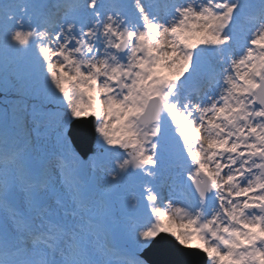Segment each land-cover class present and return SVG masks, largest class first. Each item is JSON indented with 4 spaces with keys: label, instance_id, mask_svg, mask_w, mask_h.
<instances>
[{
    "label": "snow or ice",
    "instance_id": "snow-or-ice-1",
    "mask_svg": "<svg viewBox=\"0 0 264 264\" xmlns=\"http://www.w3.org/2000/svg\"><path fill=\"white\" fill-rule=\"evenodd\" d=\"M0 93V264H264V0H0Z\"/></svg>",
    "mask_w": 264,
    "mask_h": 264
},
{
    "label": "bare ground",
    "instance_id": "bare-ground-1",
    "mask_svg": "<svg viewBox=\"0 0 264 264\" xmlns=\"http://www.w3.org/2000/svg\"><path fill=\"white\" fill-rule=\"evenodd\" d=\"M33 147L40 152L39 148H41L43 152H46L48 154V159L51 160V162H53L55 160V157H53L54 155H52V149L51 146H49L47 139L41 137V139L39 140V142H36L35 140V136H33ZM37 146H39V148H37ZM51 156L53 157V159H51Z\"/></svg>",
    "mask_w": 264,
    "mask_h": 264
},
{
    "label": "water",
    "instance_id": "water-1",
    "mask_svg": "<svg viewBox=\"0 0 264 264\" xmlns=\"http://www.w3.org/2000/svg\"><path fill=\"white\" fill-rule=\"evenodd\" d=\"M71 139L73 141V146L76 148V150H78L80 152L82 149L80 147V141H79V139H77L75 136L71 137ZM157 257H155V258H157ZM159 258L160 257H158L157 259H159ZM152 260H154V259H152Z\"/></svg>",
    "mask_w": 264,
    "mask_h": 264
},
{
    "label": "rangeland",
    "instance_id": "rangeland-1",
    "mask_svg": "<svg viewBox=\"0 0 264 264\" xmlns=\"http://www.w3.org/2000/svg\"><path fill=\"white\" fill-rule=\"evenodd\" d=\"M3 100V94L0 93V101ZM5 107V105L3 103H0V108ZM49 146H51V141L47 140ZM37 148H39V146H37ZM40 152H42L43 150L41 148H39ZM54 157V156H53ZM53 157L51 156V159H53ZM53 164L55 163V160L52 162Z\"/></svg>",
    "mask_w": 264,
    "mask_h": 264
}]
</instances>
